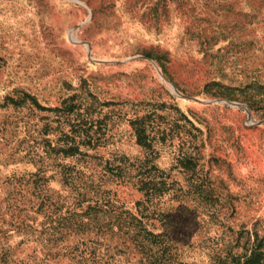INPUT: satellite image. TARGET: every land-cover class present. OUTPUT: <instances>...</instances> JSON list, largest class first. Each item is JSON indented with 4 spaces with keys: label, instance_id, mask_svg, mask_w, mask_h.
Returning <instances> with one entry per match:
<instances>
[{
    "label": "rangeland",
    "instance_id": "obj_1",
    "mask_svg": "<svg viewBox=\"0 0 264 264\" xmlns=\"http://www.w3.org/2000/svg\"><path fill=\"white\" fill-rule=\"evenodd\" d=\"M0 264H264V0H0Z\"/></svg>",
    "mask_w": 264,
    "mask_h": 264
}]
</instances>
